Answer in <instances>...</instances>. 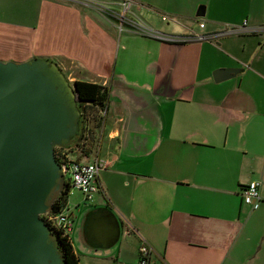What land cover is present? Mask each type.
Segmentation results:
<instances>
[{
	"label": "crops",
	"instance_id": "obj_1",
	"mask_svg": "<svg viewBox=\"0 0 264 264\" xmlns=\"http://www.w3.org/2000/svg\"><path fill=\"white\" fill-rule=\"evenodd\" d=\"M131 1L161 33L231 31L165 41L119 29L120 0H0L2 61L46 57L108 87L90 150L102 191L66 196L78 264H137L141 242L157 264H264V200L240 195L252 180L264 194V0ZM220 67L242 70L214 81Z\"/></svg>",
	"mask_w": 264,
	"mask_h": 264
},
{
	"label": "water",
	"instance_id": "obj_2",
	"mask_svg": "<svg viewBox=\"0 0 264 264\" xmlns=\"http://www.w3.org/2000/svg\"><path fill=\"white\" fill-rule=\"evenodd\" d=\"M241 70L220 67L212 78ZM72 87L49 58L0 59V264H65L42 214L65 181L53 149L79 131Z\"/></svg>",
	"mask_w": 264,
	"mask_h": 264
},
{
	"label": "built area",
	"instance_id": "obj_3",
	"mask_svg": "<svg viewBox=\"0 0 264 264\" xmlns=\"http://www.w3.org/2000/svg\"><path fill=\"white\" fill-rule=\"evenodd\" d=\"M119 4L121 6V10L119 11H115L113 8L107 9L109 11V15L113 16V18L118 21L119 29L123 26H127L130 29H135L136 31L144 33V35L158 37L165 41L185 42L188 40H213L217 37V35L226 34L231 31V29H228L227 31L221 30L209 35H207V33L204 34L191 31L183 35L161 33L158 30L146 28L144 23L134 16L132 13L133 3L131 0H120ZM203 25V22H199L200 27ZM261 29L264 31V26L261 27ZM233 30L244 32L248 30V27L244 22L240 26H235ZM105 111L106 109L99 110V115L102 116L103 119ZM103 119L101 121H103ZM85 142V138L81 141H71L67 145L62 144L55 146V149L53 150L55 158L61 164L60 166L64 178L69 179L70 188H77V190L83 193V198L85 200H90L98 191H102V186L99 180V170L102 168L103 164L100 162L97 155L93 154L91 151L89 153H92L91 155H93V157L90 160H79L76 156H74L76 153L78 155H87L82 152V148L87 146L84 144ZM261 185L262 182L260 180H252L240 188L242 200L254 209L257 208L259 203L264 200V194L260 192ZM68 212V207L65 204V206L57 212H44L42 217L51 231L52 229H60L63 235H68L70 228H72V221ZM137 254V264H157L152 257L151 245L146 242L140 243L137 247Z\"/></svg>",
	"mask_w": 264,
	"mask_h": 264
},
{
	"label": "trees",
	"instance_id": "obj_4",
	"mask_svg": "<svg viewBox=\"0 0 264 264\" xmlns=\"http://www.w3.org/2000/svg\"><path fill=\"white\" fill-rule=\"evenodd\" d=\"M72 85L81 118H79L78 121L79 131L71 141H81L85 138L86 142L84 144L87 146L82 148V152L88 155L97 140L96 134L101 126V120L103 119L102 116L99 115V110L106 109L108 87L96 83V81H84L80 79H75ZM69 143H65L64 145ZM69 189V179L65 178L59 191L56 192L49 201L50 212H57L65 206ZM52 233L56 238V245L64 258L65 264H78V256L71 246L72 243L68 235H63L60 229H52Z\"/></svg>",
	"mask_w": 264,
	"mask_h": 264
},
{
	"label": "rangeland",
	"instance_id": "obj_5",
	"mask_svg": "<svg viewBox=\"0 0 264 264\" xmlns=\"http://www.w3.org/2000/svg\"><path fill=\"white\" fill-rule=\"evenodd\" d=\"M120 7V6H119ZM173 19V17L171 16V15H165V20L163 21V23L165 24V22L167 21V22H169V21H171ZM196 19H198V18H193V20L195 21ZM193 21V22H194ZM194 25H195V22H194ZM73 188H71V190H72ZM73 191V190H72ZM76 194V193H75ZM78 194V193H77ZM72 197H74L73 195H72Z\"/></svg>",
	"mask_w": 264,
	"mask_h": 264
}]
</instances>
